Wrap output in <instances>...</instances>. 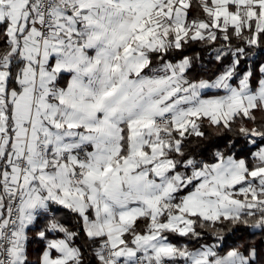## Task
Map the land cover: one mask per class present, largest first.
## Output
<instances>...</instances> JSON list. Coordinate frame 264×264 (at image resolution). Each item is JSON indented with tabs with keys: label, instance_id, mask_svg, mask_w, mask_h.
Masks as SVG:
<instances>
[{
	"label": "snow or ice",
	"instance_id": "snow-or-ice-1",
	"mask_svg": "<svg viewBox=\"0 0 264 264\" xmlns=\"http://www.w3.org/2000/svg\"><path fill=\"white\" fill-rule=\"evenodd\" d=\"M264 0H0V264H264Z\"/></svg>",
	"mask_w": 264,
	"mask_h": 264
},
{
	"label": "trees",
	"instance_id": "trees-1",
	"mask_svg": "<svg viewBox=\"0 0 264 264\" xmlns=\"http://www.w3.org/2000/svg\"><path fill=\"white\" fill-rule=\"evenodd\" d=\"M257 242L261 247H264V243H261L259 239L257 240Z\"/></svg>",
	"mask_w": 264,
	"mask_h": 264
}]
</instances>
